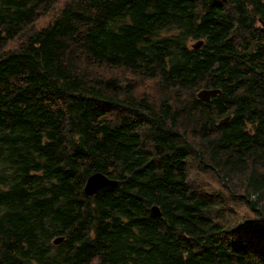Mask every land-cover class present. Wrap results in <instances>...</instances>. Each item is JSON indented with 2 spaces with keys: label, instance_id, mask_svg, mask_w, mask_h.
<instances>
[{
  "label": "trees",
  "instance_id": "16d2710c",
  "mask_svg": "<svg viewBox=\"0 0 264 264\" xmlns=\"http://www.w3.org/2000/svg\"><path fill=\"white\" fill-rule=\"evenodd\" d=\"M0 264H264V0H0Z\"/></svg>",
  "mask_w": 264,
  "mask_h": 264
},
{
  "label": "water",
  "instance_id": "95a60500",
  "mask_svg": "<svg viewBox=\"0 0 264 264\" xmlns=\"http://www.w3.org/2000/svg\"><path fill=\"white\" fill-rule=\"evenodd\" d=\"M201 41H199L195 47L200 45ZM219 89L217 88H203L197 92V97L203 101H208L211 96L219 93ZM225 119L219 120V123H224ZM115 180L111 179L107 175L101 172H94L88 176L86 182L84 184L83 190L87 195L95 194L99 189L105 186L115 185ZM152 211L155 215H160V212L156 207H152ZM62 240V237H58L53 239L55 244L59 243Z\"/></svg>",
  "mask_w": 264,
  "mask_h": 264
},
{
  "label": "rangeland",
  "instance_id": "374dc122",
  "mask_svg": "<svg viewBox=\"0 0 264 264\" xmlns=\"http://www.w3.org/2000/svg\"><path fill=\"white\" fill-rule=\"evenodd\" d=\"M121 75L124 76V77H126V74H125V73H123V74H121ZM131 80H132L136 85L139 84V78H138V77H133ZM153 93H154V92H153ZM197 172H198V171L195 169V167H193V169L191 170V174H193V175L195 176V174H196V175L198 174ZM202 175H204V174H202ZM205 182L209 183L207 180H206ZM224 211H225V209H224Z\"/></svg>",
  "mask_w": 264,
  "mask_h": 264
},
{
  "label": "bare ground",
  "instance_id": "6f19581e",
  "mask_svg": "<svg viewBox=\"0 0 264 264\" xmlns=\"http://www.w3.org/2000/svg\"><path fill=\"white\" fill-rule=\"evenodd\" d=\"M220 92V91H219ZM197 94V93H196ZM218 94V93H217ZM197 96V95H196ZM212 97V96H211ZM210 97V98H211ZM198 98V97H197ZM203 101V100H202ZM229 118V116H226V117H223V119H225V120H227ZM220 120V119H219ZM115 182H116V180H115ZM116 184V183H115ZM113 186V185H112ZM249 260V259H248Z\"/></svg>",
  "mask_w": 264,
  "mask_h": 264
}]
</instances>
